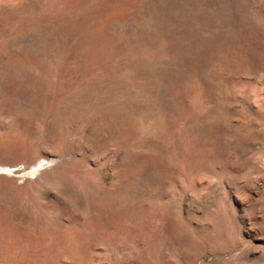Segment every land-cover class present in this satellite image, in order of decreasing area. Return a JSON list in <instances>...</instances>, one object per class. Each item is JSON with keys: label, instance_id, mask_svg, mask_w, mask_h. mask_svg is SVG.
<instances>
[{"label": "rangeland", "instance_id": "obj_1", "mask_svg": "<svg viewBox=\"0 0 264 264\" xmlns=\"http://www.w3.org/2000/svg\"><path fill=\"white\" fill-rule=\"evenodd\" d=\"M6 131L0 264H264V0H0Z\"/></svg>", "mask_w": 264, "mask_h": 264}, {"label": "bare ground", "instance_id": "obj_2", "mask_svg": "<svg viewBox=\"0 0 264 264\" xmlns=\"http://www.w3.org/2000/svg\"><path fill=\"white\" fill-rule=\"evenodd\" d=\"M94 11H95V17L93 23L94 29H92L89 33H86L87 34L86 43L89 44L90 46V52L86 58L87 62L98 58L105 50H107V52L110 50L109 51L110 53L112 50L114 51L117 48L118 49L120 48V44L119 42L116 41V39L107 37L104 33L108 22L110 20L115 19L117 16L112 13L111 16L109 17L107 15V11L102 10L100 8L98 9L95 8ZM19 141H20L19 135L13 133L12 131H6L0 136V142L4 143L7 146H14Z\"/></svg>", "mask_w": 264, "mask_h": 264}]
</instances>
